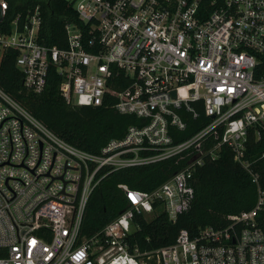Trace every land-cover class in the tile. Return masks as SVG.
I'll use <instances>...</instances> for the list:
<instances>
[{"label": "built area", "instance_id": "2783aa9c", "mask_svg": "<svg viewBox=\"0 0 264 264\" xmlns=\"http://www.w3.org/2000/svg\"><path fill=\"white\" fill-rule=\"evenodd\" d=\"M64 46L42 40L39 5L12 12L0 0V64L14 55L25 91L40 95L54 71L72 106L112 101L140 120L97 154L59 139L0 87V264H264L259 174L245 157L249 133L264 134V0H65ZM207 118L175 141L187 117ZM222 148L249 174L257 199L223 227L140 253L129 244L136 215L189 210L194 173ZM175 157L179 171L149 192L118 184L127 207L99 232L81 226L90 194L109 172Z\"/></svg>", "mask_w": 264, "mask_h": 264}, {"label": "trees", "instance_id": "16d2710c", "mask_svg": "<svg viewBox=\"0 0 264 264\" xmlns=\"http://www.w3.org/2000/svg\"><path fill=\"white\" fill-rule=\"evenodd\" d=\"M12 12H24L39 5L42 11V40L48 46L65 45L64 25L78 23L77 13L65 0H7ZM212 0H201V9L211 11ZM22 75L15 66L14 55L7 56L0 64V87L26 112H30L44 127L71 146L91 154H97L107 141L121 138L126 129L138 120L133 115L118 114L106 101L100 106H72L58 93L59 78L54 71L48 74L47 84L40 95L25 91ZM187 128L178 133L180 142L203 125L207 118L200 112L199 118L186 119ZM245 157L254 172L259 174V184L264 190V134L258 138L250 132ZM186 160L175 157L146 167H133L107 173L92 191L84 210L81 229L92 235L115 219L127 207L124 194L118 184L130 189L149 192L160 186L175 172L182 169ZM194 198L190 207L171 222L165 213L150 218L136 215L135 229L129 244L140 253L165 247L174 242L180 230L187 229L195 235L205 226L223 227L228 216L249 212L257 199L256 185L240 165L235 163L225 148L216 162L205 163L194 173ZM258 226L264 232V209L256 215Z\"/></svg>", "mask_w": 264, "mask_h": 264}]
</instances>
